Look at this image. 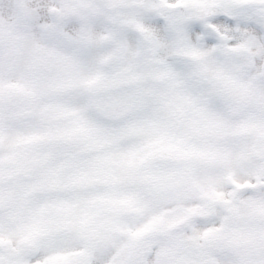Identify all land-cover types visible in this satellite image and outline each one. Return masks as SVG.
Here are the masks:
<instances>
[{"label": "snow or ice", "instance_id": "snow-or-ice-1", "mask_svg": "<svg viewBox=\"0 0 264 264\" xmlns=\"http://www.w3.org/2000/svg\"><path fill=\"white\" fill-rule=\"evenodd\" d=\"M0 264H264V0H0Z\"/></svg>", "mask_w": 264, "mask_h": 264}]
</instances>
